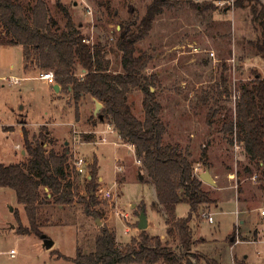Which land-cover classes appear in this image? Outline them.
Returning a JSON list of instances; mask_svg holds the SVG:
<instances>
[{"label":"rangeland","instance_id":"rangeland-1","mask_svg":"<svg viewBox=\"0 0 264 264\" xmlns=\"http://www.w3.org/2000/svg\"><path fill=\"white\" fill-rule=\"evenodd\" d=\"M22 1L27 5L35 2ZM44 1L59 27L63 28L65 17L56 6L57 0ZM59 1L66 6L75 25L90 44H103L113 70L120 69L121 53L115 45L120 23H137L151 2ZM260 1L264 4V0ZM168 2L169 6L164 7L154 19L149 33L136 43V54L147 51L151 55L146 74L160 73L152 90H155L157 100L162 104L160 117L166 126L163 143H177L182 150L189 152L197 174L202 172L204 161H207L217 187H222L211 194L215 198V205H201L192 215L189 227L193 244L183 250L175 235L165 234L163 217L151 205L155 197L154 185L141 167L142 163L137 162L135 149L121 142L115 130L100 131L102 134H95L94 138L91 133H86L97 120L93 113V100L86 96L79 99L76 106L70 100L69 106L65 94L57 95L52 86L36 78L38 70L23 71L21 46L0 44V162L9 164L21 160V151L16 147L22 140L18 121L26 113L28 106L25 104L30 103L24 119L31 133L46 127L40 126L44 122H53L49 128L60 133L67 132L70 128L67 122L75 120L76 111L81 122L76 129L78 132H71L68 137L71 149L75 154L88 158L96 156L97 175L102 177V182L97 178L96 205L92 206L101 217L87 214L81 204L65 206L64 210L52 204L39 208L40 230L53 240V246L49 249L44 247L41 236L19 234L11 228L12 225L16 228L19 222L27 226L28 221L13 189L0 187V264H74L71 259L56 258L53 251L73 257L77 242L84 251L93 250L95 236L105 220L115 231L118 244H124L137 234V228L132 223L138 221L136 214L140 211V203L149 221L146 233L164 235L160 237L162 241L176 253H184L191 264H234V257L238 262L244 260L243 264H264V216L257 209L264 207V194L257 177L256 180L252 179L259 174L258 165L249 159L242 145L235 149L233 135L222 130V125L234 118V105L241 85H250L256 75L264 77V59L253 45L261 39L262 28L255 21L250 3L246 0L198 1L202 6H211L206 10L195 8L188 0ZM236 2L239 4L236 5ZM252 4L259 10L257 3ZM75 70L79 74L80 66L76 65ZM9 75L21 77L22 81L8 84L1 80V77ZM189 91H193L191 97ZM127 96L132 112L142 119L141 90L132 89ZM22 105L25 106L22 108ZM64 106L67 108L66 115H56L54 119L50 117L55 109L58 111ZM214 110L216 115L209 124L207 120ZM4 125L7 126L4 128ZM101 128L106 129L107 124L101 123L98 130ZM101 136L106 140L94 143ZM207 141L211 144L206 157L202 156V150L204 145H208ZM62 147V143L54 145L58 151ZM118 159L120 164H117ZM78 182L81 193L87 196L86 178L79 175ZM210 186L204 183L205 189ZM106 189L112 191L110 199L101 196L100 192ZM245 190L246 194H252L253 202L242 203ZM254 202L256 208L247 214L249 222L240 224L237 212L238 216H243L248 210L241 206L249 208ZM15 212L19 219L14 216ZM188 212L187 203L176 205V217H185ZM210 212L213 217L211 223L203 216V213ZM125 214L127 217H124ZM96 218L101 221L100 225L96 224ZM254 225L261 231V238L242 241L252 235H249L248 229ZM233 229L232 240L228 238L225 241ZM237 240L240 242L231 248L228 246L227 242ZM10 250L14 251L13 256Z\"/></svg>","mask_w":264,"mask_h":264},{"label":"trees","instance_id":"trees-1","mask_svg":"<svg viewBox=\"0 0 264 264\" xmlns=\"http://www.w3.org/2000/svg\"><path fill=\"white\" fill-rule=\"evenodd\" d=\"M188 1L200 10L211 7ZM246 1L262 28L261 39L253 45L264 59V4L260 0ZM252 2L260 6L259 10ZM168 3V0H151L137 23H120L115 41L121 53L119 70L111 68L103 44L89 43L59 0L56 6L65 17L63 28L50 14L44 0H35L30 5L22 0H0V44L21 45L25 68L51 70L61 89H70L75 103L85 95L102 103L98 113L102 116L101 121L113 126L121 142L134 147L141 167L154 185L156 200L152 206L164 212L166 234L175 235L181 248L187 250L193 244L189 227L193 213L213 199L194 171L189 152L177 143H163L166 126L160 117L162 104L157 100L155 90H151V87L155 89L158 75L145 73L151 59L147 51L136 54V43L149 33L154 19L169 6ZM76 65L83 69L80 75L75 71ZM135 88L143 94L142 119L135 116L128 102V92ZM239 90L234 118L225 122L222 130L233 135L232 139L242 145L249 159L258 165L257 180L264 193V77L256 75L250 85L242 84ZM215 112L210 113L207 123L210 124ZM22 138L26 154L21 161L0 162V187L13 189L28 220L27 226L19 222L15 231L41 236L38 210L44 204H81L87 214L101 217L92 209L96 205L98 185L96 162L91 164L86 196L80 191L68 147L60 151L47 150L44 145L48 136L44 129L35 140H30L27 131L22 129ZM206 147L203 146L202 156L206 155ZM181 202L189 205V212L185 217H176L175 208ZM141 210H144L143 204ZM14 216L18 218V213ZM55 253L58 257L71 259L74 264H191L184 253H176L158 235H149L145 230L129 242L118 244L115 232L106 224L99 227L93 250L86 252L77 246L72 258Z\"/></svg>","mask_w":264,"mask_h":264},{"label":"crops","instance_id":"crops-1","mask_svg":"<svg viewBox=\"0 0 264 264\" xmlns=\"http://www.w3.org/2000/svg\"><path fill=\"white\" fill-rule=\"evenodd\" d=\"M3 45H9V44H3ZM13 45H15V44H13ZM17 45H19V44H17ZM19 46H21V45H19ZM22 48V47H21ZM22 67H23V71L24 72H28L30 69H36V70H40V69H38V68H36V67H30V68H28V69H26L25 68V64H24V57H23V63H22ZM11 68H12V66H11ZM76 71V70H75ZM81 73H83V69H81L80 68V72H79V75L81 74ZM78 74V73H77ZM156 74L159 76L160 75V73H159V71H157L156 72ZM20 81H22V79L20 80ZM19 81V82H20ZM46 83V82H45ZM18 84V83H17ZM55 84H57L58 85V89L57 90H55L54 89V85ZM48 85H50V84H48ZM50 86H52L53 87V89H54V91H55V93H57V95H59V94H65V97H66V103L69 105V106H71L68 102L70 101V100H72L73 101V103H74V105L76 106V103H75V101H74V99H73V97H72V94H71V92H70V89L68 88L66 91H63L62 89H61V85L60 84H58L56 81H55V83L54 84H51ZM193 93V91H189V96L191 97V95H193L192 94ZM89 97V98H91L92 100H93V105H95V102H94V98L93 97H91V96H89V95H85V96H83L81 99H83L84 97ZM80 99V100H81ZM79 101V100H78ZM26 105V113L24 114V115H21V114H19V115H21V119L18 121L19 122V127H20V132H21V136H22V129H25L26 131H27V134H28V138L30 139V140H35V139H37L38 138V135H39V133H40V131L42 130V129H44L45 130V133L47 134V136H48V141L45 143V147H46V149L47 150H49L50 148H54V145L55 144H57V142L58 143H62V145H63V147H68V152H70L71 154H72V159H73V156L75 155V153L72 151V149H71V146H70V143H69V140H68V137L70 136V134H71V132H73V134L75 133H77L78 131H76V129H78V124L81 122V118L79 119V117H77L78 115H77V113H76V111L74 112V121H69V122H67L68 123V125H70V128H69V130H67V132H63V133H60V132H58V131H56L54 128H49V126H52L51 124H53V122H44L42 125H40V126H46V127H40V128H38L37 129V132H33V133H31L30 132V130H28V128L26 127V120L24 119V117H26L27 116V113H28V111H29V107H30V103L29 104H25ZM25 105H22L21 107L23 108ZM74 105H73V108H74ZM172 107H174V106H172ZM77 107H75V109H76ZM94 109V108H93ZM66 111H67V108L64 106V107H60L59 109H58V111L55 109V112L54 113H49L51 116V118H53L54 119V116H56V115H60V117H62V115H66ZM46 112V111H45ZM190 113L192 114V112L190 111ZM47 115H48V113H46ZM95 118H97V120L94 122V124H92V127L90 128V129H88V130H86V133H91L92 134V138H94L95 137V134H99V136L102 134L100 131H103V132H105V131H107V128L106 129H103V128H101L100 130H98V127H100V124L101 123H104V122H102L101 121V119H99L97 116H95ZM107 124V123H106ZM108 125V124H107ZM7 125H4V128L6 127ZM8 127H11V128H13L14 126L13 125H9ZM98 130V131H97ZM118 135V134H117ZM101 137H103V136H101ZM117 137H119V136H117ZM99 138L100 137H98V140H99ZM61 139V140H60ZM85 139H87V138H85ZM120 139V138H119ZM60 140V141H59ZM121 141V140H120ZM84 142H85V140H84ZM86 142H91V141H86ZM94 143H98V141H96V142H94ZM206 144H208L207 145V150H206V157L208 156V154H209V150H208V148H209V146H210V144H211V142L209 143V141H207L206 142ZM16 147H18L19 149H20V151H21V154H22V157H21V159L25 156V154H26V151H25V149H24V147H23V138H22V140H21V143L20 144H17L16 145ZM62 147V148H63ZM77 154V153H76ZM85 156V155H84ZM86 158H88L87 156H86ZM88 160H90L91 161V164L92 163H94V161L96 162V167H97V172H98V162H97V158H96V156H92V157H90V158H88ZM21 161V160H20ZM119 163V159L117 160V164ZM91 164H90V167H89V170H88V172H87V174H86V176H84L85 178H86V180H89L90 179V177H91V175H90V169H91ZM120 164V163H119ZM210 165L207 163V161H205V163H204V168L202 169V172L205 170V169H210V167H209ZM198 168V167H197ZM117 169H120V166H117ZM209 172H210V170H209ZM201 172H199V174H200ZM198 174V175H199ZM211 174V173H210ZM230 176H232V174H229ZM211 176H212V174H211ZM212 178L214 179V177L212 176ZM98 180L99 181H101L102 182V177L101 176H99L98 175ZM214 181L216 182V180L214 179ZM207 184V183H206ZM210 185V184H209ZM217 183H216V185L215 186H210L209 188H207L206 190L209 192V196L213 199V202H211V203H209V205L210 206H213V205H215V198H213L212 197V193H213V191L215 190V189H220V188H222V187H217ZM45 190H47L46 188H44ZM246 190L244 191V193H243V198H242V203H250V202H253V200H252V194H249V193H247L246 194ZM262 193H263V191H262ZM154 194H155V189H154ZM264 194V193H263ZM47 196H49V194H47ZM235 199H236V203H237V205L239 204V202H238V198L236 197V194H235ZM156 200V194H155V197H154V199H153V201H152V204H153V202ZM241 203V204H242ZM151 204V205H152ZM45 205V204H44ZM75 205V204H74ZM140 205H141V203H140ZM256 206V204H255V202L253 203V205H251V206H249V208H248V206H245V205H242L241 207L244 209V210H248V211H246L245 212V214L243 215V216H238V212H237V218H238V221L240 222V224L242 223V224H244V223H247V222H249L248 221V213H249V210H252L254 207ZM64 207L65 206H62V205H58L57 206V208L58 209H62V210H64ZM76 207H78V205H76ZM240 207V206H239ZM152 208H153V206H152ZM256 208V207H255ZM264 207H262V208H260V207H257V209H260V214L261 215H263L264 216V214H262L261 213V210L263 209ZM154 209V208H153ZM135 210V209H134ZM154 211H156V212H158V213H160L161 215H162V217H163V222H164V225H165V215H164V212L161 210L160 212L159 211H157V210H155L154 209ZM242 211V210H241ZM139 214V213H138ZM138 214H136V215H138ZM145 214H146V212H145ZM194 214V213H193ZM208 214H212V212H210V213H208ZM212 216V215H211ZM27 218V217H26ZM146 218H147V227H146V231H147V228L149 227V221H148V217H147V215H146ZM212 219H213V217H212ZM206 220V219H205ZM28 221V220H27ZM207 222H209L208 220H207ZM212 222H213V220H212ZM104 223L107 225V227H109L110 229H111V226L109 225V223H108V220H105L104 221ZM209 223H211V222H209ZM132 224H135L134 226H135V229L137 228V234L135 235V236H132L131 238H134V237H138L139 236V233H140V230L138 229V227H137V224H138V221L136 220L134 223H132ZM11 228L12 229H14L15 230V228H14V225H12L11 226ZM128 229V228H127ZM239 229H240V226H239ZM113 230V229H112ZM129 230V229H128ZM254 230H256V232H258V234L254 231ZM114 231V230H113ZM248 231H249V235H251L250 237H248V238H245V239H242V241H244V240H251V239H253V240H256V239H259V238H261V231H259V228L258 227H256L255 225L251 228V229H248ZM115 232V231H114ZM233 233H234V229L232 230V232L226 237V240L225 241H228V238H229V240H232V236H233ZM165 234H166V225H165ZM149 235H151V234H149ZM243 235V234H242ZM257 236H258V238H257ZM159 237H164V235H161V236H159ZM204 238V237H203ZM131 240V239H130ZM129 240V241H130ZM206 240V239H205ZM116 241H118L117 240V238H116ZM128 241V242H129ZM194 242V241H193ZM201 242V241H200ZM203 242H206V241H203ZM237 242H240V241H235V242H233V243H229V242H227V244H228V246L231 248L235 243H237ZM125 243H127V242H124V244ZM77 245L78 246H80L79 244H78V242L76 243V247H77ZM76 250V249H75ZM58 252V251H57ZM53 253H54V255H55V257L56 258H61V257H58L57 256V254L55 253V250L53 251ZM59 253H61V252H59ZM62 254V253H61ZM64 255V254H63ZM75 255V254H74ZM66 256V255H65ZM68 257V256H67ZM74 257V256H73ZM69 258H72V257H69ZM235 259V260H234ZM213 262H215L214 260H212ZM233 261H234V264H236V262H238V261H236V257H234L233 258ZM239 262H241V263H243L244 262V260H239ZM218 264V263H217Z\"/></svg>","mask_w":264,"mask_h":264},{"label":"built area","instance_id":"built-area-1","mask_svg":"<svg viewBox=\"0 0 264 264\" xmlns=\"http://www.w3.org/2000/svg\"><path fill=\"white\" fill-rule=\"evenodd\" d=\"M193 1H200V0H193ZM36 78L46 82L47 84H54L55 83V77H54V74L51 70H39L38 71V75L36 76ZM22 78L21 77H18V76H13V75H9V76H3L1 77V80H4L6 81L8 84H17L19 83V81L21 80ZM234 97L236 98V95H234ZM238 97V96H237ZM107 130L109 131H112V130H115L113 128L112 125L108 124L107 125ZM116 131V130H115ZM117 132V131H116ZM106 139L105 137H100L99 140H98V143L100 142H104ZM235 144H234V147L235 149H238L239 148V145L235 140H234ZM132 146V145H131ZM133 147V146H132ZM134 148V147H133ZM137 162L138 163H141L140 160L137 159ZM90 164H91V161L88 160L85 156L83 155H80V154H75L73 156V159H72V165L76 171V173L79 175H82V176H86L88 170H89V167H90ZM197 167H195L196 169ZM256 175H254L252 177L253 180H256ZM97 193V192H96ZM101 193V196L105 199H110L112 197V191L110 189H106ZM261 213L264 214V208L261 210ZM203 216L206 220H208L209 222H212V216L208 213H203ZM124 217H127V215L125 214ZM14 254V251L13 250H10V255L13 256Z\"/></svg>","mask_w":264,"mask_h":264},{"label":"water","instance_id":"water-1","mask_svg":"<svg viewBox=\"0 0 264 264\" xmlns=\"http://www.w3.org/2000/svg\"><path fill=\"white\" fill-rule=\"evenodd\" d=\"M54 89L57 90L58 89V85L55 84L54 85ZM153 88L151 87V90ZM94 102H95V105H94V109H93V113L95 114V116H97L99 119L102 118L101 115H98V113L100 112L101 108H102V103L98 100H96L94 98ZM142 177V176H141ZM198 177L204 182V183H207V184H210L212 186H215L216 185V182L214 181V179L212 178L210 172L208 169H205L203 172H201ZM96 224L100 225L101 224V221L96 218L95 220ZM137 227L139 230H145L146 227H147V218H146V214H145V211L144 210H141L138 214V224H137ZM41 237L43 239V245L45 248L49 249L53 246V240L50 239L49 237H47L46 235L44 234H41Z\"/></svg>","mask_w":264,"mask_h":264}]
</instances>
